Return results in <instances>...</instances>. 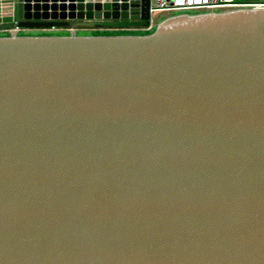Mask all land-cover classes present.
<instances>
[{"label":"water","instance_id":"water-1","mask_svg":"<svg viewBox=\"0 0 264 264\" xmlns=\"http://www.w3.org/2000/svg\"><path fill=\"white\" fill-rule=\"evenodd\" d=\"M150 19L0 0V264H264V5Z\"/></svg>","mask_w":264,"mask_h":264},{"label":"built area","instance_id":"built-area-1","mask_svg":"<svg viewBox=\"0 0 264 264\" xmlns=\"http://www.w3.org/2000/svg\"><path fill=\"white\" fill-rule=\"evenodd\" d=\"M264 2L245 0H150V26L142 30L150 31L157 23L158 14H174L180 12H201L209 10H223L235 7L260 6ZM142 31L136 29V31Z\"/></svg>","mask_w":264,"mask_h":264},{"label":"crops","instance_id":"crops-1","mask_svg":"<svg viewBox=\"0 0 264 264\" xmlns=\"http://www.w3.org/2000/svg\"><path fill=\"white\" fill-rule=\"evenodd\" d=\"M260 1L264 2V0H260ZM121 31H123V30L96 29V28H87V27H83V28L78 29V32L80 34L117 33V32H121ZM127 31H131V30H127ZM67 32H68L67 29H56V30H28L27 29V30H21V33H25V34H41V33L65 34ZM5 33H7V32L0 31V35L5 34Z\"/></svg>","mask_w":264,"mask_h":264},{"label":"rangeland","instance_id":"rangeland-1","mask_svg":"<svg viewBox=\"0 0 264 264\" xmlns=\"http://www.w3.org/2000/svg\"><path fill=\"white\" fill-rule=\"evenodd\" d=\"M168 15L167 14H158L157 16H156V18L158 19L157 20V23L160 21V20H163L165 17H167ZM132 31V30H131ZM123 32H129V31H123Z\"/></svg>","mask_w":264,"mask_h":264}]
</instances>
